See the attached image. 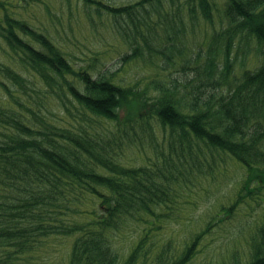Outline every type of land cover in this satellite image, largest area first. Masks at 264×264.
<instances>
[{"label":"trees","instance_id":"trees-1","mask_svg":"<svg viewBox=\"0 0 264 264\" xmlns=\"http://www.w3.org/2000/svg\"><path fill=\"white\" fill-rule=\"evenodd\" d=\"M85 1L132 19L133 37H142L150 53L136 45L124 61L154 60L153 53L172 59L152 45L157 36L142 29V12L151 31L153 13L157 25L175 27L179 14L168 15L182 6L192 21L213 24L217 13L226 29L212 34L206 56L200 50L187 60L178 50L193 77L183 84L157 81L150 94L110 69L77 67L48 34L0 0V41L8 48V59L0 60V264H30L51 236L62 235L73 238L68 264H137L149 236L161 233L183 199L190 202L194 181L217 183L216 172H225L230 160L244 172L233 194L219 197L216 215H206L179 254L167 241L153 261L188 264L213 227L243 216L255 202L261 223L244 259L235 250L233 264H264V0ZM247 36L261 46L260 64L234 74L235 41ZM135 146L152 148L148 164H125L122 157ZM140 225L141 239L122 259L116 237Z\"/></svg>","mask_w":264,"mask_h":264},{"label":"rangeland","instance_id":"rangeland-1","mask_svg":"<svg viewBox=\"0 0 264 264\" xmlns=\"http://www.w3.org/2000/svg\"><path fill=\"white\" fill-rule=\"evenodd\" d=\"M6 3L8 12L26 22L32 28L48 34L61 48L70 54L71 61L77 66L87 67L95 65V70L110 69L116 72V78L126 84L135 85L142 90L147 89L149 93L155 90L154 84L163 81L166 84L177 82L183 84L187 78L194 75V68L183 70V58L178 50L184 52L187 60L197 55L201 50V55L206 56L210 50V39L212 34L221 33L226 29L219 20L220 16L216 13L213 24L201 21H192L188 11L171 9L169 17L179 14V19L175 27L166 23L157 25L158 16L156 13L151 15L152 22H156L157 28L151 31L145 20L146 13H141L143 30L149 31L157 36L152 40L155 49H163L166 54H172L169 61L165 55L153 53L154 60L147 57L145 59L123 60V56L132 53L136 45L141 46L144 53H150L145 46L144 39L133 37L135 30L132 19L128 16H116L108 10L95 3H88L85 0H2ZM107 5L124 6L138 0H99ZM169 1V0H168ZM167 1L166 5L169 3ZM222 2V0H220ZM180 4L183 0H177ZM169 7V6H166ZM223 5H220L222 8ZM3 9L0 8V15ZM165 19V17H164ZM176 28V30H175ZM151 37V36H150ZM209 37V39H208ZM243 41L236 39L233 47V68L232 73L240 74L245 68H256L260 64L258 51L261 46L254 37L247 36ZM36 45L39 46L38 43ZM176 45L177 49L174 48ZM173 46V47H172ZM168 47L173 49L170 51ZM7 45L0 41V60H7L5 53ZM216 53V52H213ZM222 55L219 57L221 63ZM194 58V57H193ZM203 60V59H202ZM192 66L195 64L192 63ZM222 68V66H220ZM184 90V86L181 85ZM57 103V102H56ZM54 101L50 104L53 108L57 107ZM126 112L122 114H125ZM113 126V124H110ZM139 128V127H138ZM138 131L142 133L139 128ZM161 134V133H160ZM153 156L150 147L139 149L136 146L129 148L122 157L125 164L143 165L149 163V157ZM154 157V156H153ZM220 169L216 174L219 181L213 183L212 178L203 181H194L196 186L189 198L190 202L185 201L182 209L172 215L166 223V227L161 229V233L155 236L150 235L145 246V255H139L137 264H154V255L167 241H170L171 249L175 254H179L184 244L201 229L206 215H216V208L219 197L224 196V201L231 196L235 187L241 181L243 170L240 164L230 160L227 169ZM236 182H238L236 184ZM193 185V187H194ZM212 211V212H210ZM263 209L252 203V208L248 207L242 215H234L226 218L224 224L216 225L212 232L206 234L200 243L198 250L188 264H233L236 251L242 254L244 259L248 248V240L253 236L254 229L261 223ZM219 218V217H218ZM143 225L132 227L121 231L116 237V245L122 259L127 256L134 245L141 239ZM146 231V230H145ZM73 238L67 236H51L48 245L35 253V257L30 264H68ZM236 250V251H235ZM2 253H4L2 251ZM30 257V256H29Z\"/></svg>","mask_w":264,"mask_h":264}]
</instances>
